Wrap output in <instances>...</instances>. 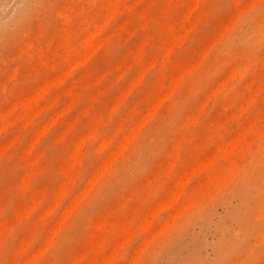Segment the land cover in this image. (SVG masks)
Here are the masks:
<instances>
[{
  "label": "clouds",
  "instance_id": "obj_1",
  "mask_svg": "<svg viewBox=\"0 0 264 264\" xmlns=\"http://www.w3.org/2000/svg\"><path fill=\"white\" fill-rule=\"evenodd\" d=\"M194 2L192 17L200 20L188 31L184 16ZM122 19L132 34L106 40L109 62L141 37L147 38L142 60L159 58L114 112L102 109L104 97L98 98L92 114L102 110L100 130L81 144L86 117L66 135L57 123L34 143L23 133L3 147L18 130L11 117L20 98L35 95L50 72L83 54L86 38L102 22L106 35ZM178 34L186 39L177 42ZM194 65L113 159L155 93ZM137 70L127 72L109 95ZM78 74L49 88L38 106L57 93L56 106L66 104L64 90ZM118 76L111 73L104 82ZM90 91L77 85L80 99L68 116ZM32 157L35 172L25 162ZM205 160L210 167L194 171ZM185 176L176 203L161 210ZM65 186L60 205L37 220ZM40 192L43 202L30 215H18V206L31 204ZM181 209L168 230L144 246ZM125 229L131 238L117 252ZM22 240L27 246L18 251ZM0 264H264V0H0Z\"/></svg>",
  "mask_w": 264,
  "mask_h": 264
},
{
  "label": "rangeland",
  "instance_id": "obj_2",
  "mask_svg": "<svg viewBox=\"0 0 264 264\" xmlns=\"http://www.w3.org/2000/svg\"><path fill=\"white\" fill-rule=\"evenodd\" d=\"M177 2H179V0H177ZM197 7L198 3L194 2L188 13L184 16V20L188 25V31H194L200 20L199 16H196L195 18L192 17V13L195 12ZM105 23L106 21L102 22L98 29L86 38L83 54H78L74 59H70L67 66L50 72L46 80L41 85V88L35 95H29L27 97L20 98L18 105L13 109V114L11 117L13 127L17 128L18 130L13 131L10 134L3 147H7L23 133H27L29 143H34L40 136L44 135L49 128L57 123H59L61 126V135H66L67 132L70 131L78 122L87 117L86 131L79 138L80 143L83 144L87 139L94 136L100 130L103 124L101 109H96L95 114H92L95 105L98 102V98L101 96L104 97V99L99 100V104L102 106V109H111L112 112H114L125 101L131 91L141 83V78L143 75L148 72V70L155 64L159 57L157 55H153L142 60L144 41L147 38L141 37L136 41L135 44L128 47L124 54L119 57V59L115 60V62H109L107 53L103 51L106 40L116 34L119 36H131L132 33L127 28V19H122L116 25V27L111 29L106 35L104 32ZM176 39L177 42H182L184 39H186V36H181L178 34ZM170 51L171 49L169 48L165 52V58H167ZM93 58L96 59L94 60ZM90 61L92 63H90ZM135 66H138V70L133 72L131 77L119 89L112 91L109 95L110 90L114 89L115 85L124 78L125 74L129 71H132ZM198 66L199 65H194L189 68L182 69L177 73L172 85L168 89L155 93L154 102L148 113L144 116L139 125L131 129L122 138L117 150L113 153V159L120 155L128 147V145L136 138L144 124L150 121L156 115V113L159 112L161 107L171 98L176 89L181 87L184 77L191 71H194ZM77 70H79L78 76L74 78L64 90V95L68 98V102L66 104H64L62 107L56 106V102L60 96V93H57L56 97L44 103L43 107L38 106L41 103V98L44 92H46L49 88H59L62 84H64L67 78ZM111 73H119L118 78L109 83H105V78ZM226 80L227 76L222 77L220 81L217 82L215 88L219 89L223 87ZM78 84H83L85 88L90 89L91 91L87 96H85V102L83 106L80 107L73 115L68 116V113L73 108V105L78 99H80V95L76 92ZM44 113H48L47 118L41 120L39 123L34 124V121ZM134 114L135 110L133 109V115ZM123 123V119L117 121L118 132L119 127L122 126ZM30 126L33 127V130L28 133ZM230 148L231 146L223 149L225 155L228 154ZM36 159L37 158L32 157L25 161L26 163L33 165L34 172L38 171V169L34 167ZM211 163V160L202 161L196 166L194 171L208 168L210 167ZM68 175V182L71 183L72 180H74V177L71 176L70 172ZM186 181L187 176L181 178L178 184L179 190L168 201L160 205L161 210L165 208H172V206L176 203L180 192L183 190ZM67 191L68 189L66 186L61 187L56 194L55 202L51 206L46 207L44 213L40 217H37V220L42 219L45 215H48L54 211L55 208L60 205L61 200ZM44 197V192L34 193L31 204L21 203V205L18 206V215H30L34 207L37 204L43 202ZM71 211L72 207L70 205L65 210V217L70 215ZM180 211H182V209L177 211L174 216L170 217L165 224L161 225L157 232H154L148 236L144 242V246L150 245L157 238V236L166 232L170 225L174 222L176 216L180 214ZM156 215L157 213H153L152 219L148 220L145 224L143 228L145 233L149 231L152 220L155 219ZM33 230H35V227ZM125 232L126 238L122 242L120 240L117 241L115 246V250L117 252L119 248L122 247L123 244L127 243V240L131 238V234H127L126 229ZM26 246L27 241L22 240L18 251H23ZM38 255L39 254L33 256L32 259L35 260Z\"/></svg>",
  "mask_w": 264,
  "mask_h": 264
}]
</instances>
